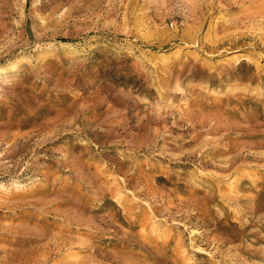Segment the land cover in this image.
<instances>
[{
  "label": "rangeland",
  "instance_id": "obj_1",
  "mask_svg": "<svg viewBox=\"0 0 264 264\" xmlns=\"http://www.w3.org/2000/svg\"><path fill=\"white\" fill-rule=\"evenodd\" d=\"M0 264H264V0H0Z\"/></svg>",
  "mask_w": 264,
  "mask_h": 264
}]
</instances>
